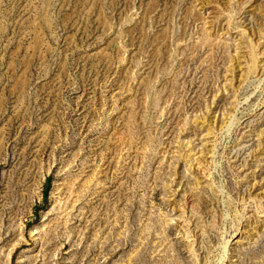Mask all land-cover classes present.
Returning <instances> with one entry per match:
<instances>
[{"label":"rangeland","instance_id":"obj_1","mask_svg":"<svg viewBox=\"0 0 264 264\" xmlns=\"http://www.w3.org/2000/svg\"><path fill=\"white\" fill-rule=\"evenodd\" d=\"M0 264H264V0H0Z\"/></svg>","mask_w":264,"mask_h":264},{"label":"trees","instance_id":"obj_2","mask_svg":"<svg viewBox=\"0 0 264 264\" xmlns=\"http://www.w3.org/2000/svg\"><path fill=\"white\" fill-rule=\"evenodd\" d=\"M46 194V188H45V190H44V195Z\"/></svg>","mask_w":264,"mask_h":264},{"label":"bare ground","instance_id":"obj_3","mask_svg":"<svg viewBox=\"0 0 264 264\" xmlns=\"http://www.w3.org/2000/svg\"><path fill=\"white\" fill-rule=\"evenodd\" d=\"M225 136V135H224Z\"/></svg>","mask_w":264,"mask_h":264}]
</instances>
